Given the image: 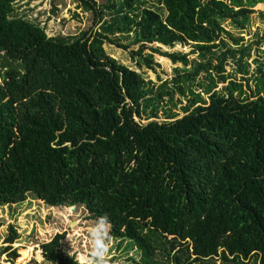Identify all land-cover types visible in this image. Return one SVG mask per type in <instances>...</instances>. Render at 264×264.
<instances>
[{
  "label": "trees",
  "instance_id": "1",
  "mask_svg": "<svg viewBox=\"0 0 264 264\" xmlns=\"http://www.w3.org/2000/svg\"><path fill=\"white\" fill-rule=\"evenodd\" d=\"M16 1L0 0V205L31 196L110 216L111 235L139 247L132 264H264V92L240 88L264 76V50L251 73L248 61L264 30L244 43L223 25L245 29L264 0H79L92 26L54 36L16 15ZM106 40L137 45L138 68ZM188 43L190 52L161 50ZM153 53L179 63L155 88L140 71L158 65ZM162 97L186 99L183 115ZM62 235L40 243L43 257L80 264ZM17 237L9 227L1 250L17 256Z\"/></svg>",
  "mask_w": 264,
  "mask_h": 264
},
{
  "label": "rangeland",
  "instance_id": "2",
  "mask_svg": "<svg viewBox=\"0 0 264 264\" xmlns=\"http://www.w3.org/2000/svg\"><path fill=\"white\" fill-rule=\"evenodd\" d=\"M14 7L16 15L37 22L43 27L47 36L78 34L93 24L92 12L84 10L80 6L79 0H18L14 3ZM253 8L255 12L251 13L250 23L245 29L234 28L228 20L223 22L226 29L236 36H243L242 42L244 43L251 42L255 32L261 33L264 30V20L257 15L258 10H264V2L256 4ZM97 26L98 24L94 25L93 30ZM123 41L125 42V40ZM191 45V43L176 44L172 48L161 46V50L190 52ZM103 46L119 61L138 68L129 52L130 48H137V45L131 44L129 48H123L106 40ZM147 50L144 49V51ZM262 50H264V46L252 47L248 60L250 63L249 73L255 66L252 60ZM195 57H197V52L189 54V58ZM153 59L158 63L157 66L152 69L141 66L140 71L144 79L149 81V85L155 88L162 81L169 80L174 76V68L179 66V63H171L168 58L157 53H153ZM261 59L264 60L263 52ZM231 65L232 63L229 62L226 70L231 71ZM239 76L240 74H237V77ZM263 81L264 76L252 77L249 80L240 81L242 83L240 88L248 98H253L264 92ZM225 85L226 83L218 84L217 89H222ZM199 94L202 101L206 103L207 95L201 94V92ZM174 98L177 97L174 95ZM188 98H190L189 95ZM161 99L159 103L161 107L165 110L169 109L174 118L183 115L180 106L187 103L186 99L180 98V102L176 103L175 107L166 105L165 98ZM162 108L156 112L155 119L157 121L165 119ZM134 118L139 122L148 121L145 115L142 117L135 115ZM96 225L84 205L74 208L68 205L49 207L31 196H27L17 205H0V264H55L43 257L39 245L57 233L63 234L59 241L61 250L67 255H73L82 264H131L128 257L134 254V246L126 241L117 244V240L107 237L105 233L107 227ZM11 226L18 234L15 242L11 244L13 248H16L17 256H11L7 251L1 250L7 244L5 239ZM97 240L100 243H97ZM257 258V256L250 257L248 264H254Z\"/></svg>",
  "mask_w": 264,
  "mask_h": 264
},
{
  "label": "clouds",
  "instance_id": "3",
  "mask_svg": "<svg viewBox=\"0 0 264 264\" xmlns=\"http://www.w3.org/2000/svg\"><path fill=\"white\" fill-rule=\"evenodd\" d=\"M39 201H41V200H39ZM6 205H8V204H6ZM15 205V204H14ZM17 205V204H16ZM68 206H72L73 208L76 206V205H68ZM110 216H106L105 218H103V219H101V220H98V219H95V218H93L94 220H95V223L97 224L96 226H100V225H102V226H104L105 228L107 227V230H105V233H106V235H107V237H109V238H112L113 240H117V244H120L119 243V241H118V239L116 238V237H114V236H112L111 234V228H112V226H113V223H112V221H111V219L109 218ZM92 218V217H91ZM172 235H170L169 237H171ZM124 241H126V242H129V243H131L134 247V254H131L129 257H128V259L130 260V263H131V258H137V256H138V253H139V247H138V245H136L134 242H133V240H129V239H125ZM123 242V241H122ZM97 243H100V241L99 240H97ZM101 254H103V253H101ZM104 255H106V254H104ZM70 256H73V255H70ZM75 258V257H74ZM76 259V258H75ZM79 262V261H78ZM80 263V262H79ZM80 264H82V263H80ZM132 264V263H131Z\"/></svg>",
  "mask_w": 264,
  "mask_h": 264
},
{
  "label": "bare ground",
  "instance_id": "4",
  "mask_svg": "<svg viewBox=\"0 0 264 264\" xmlns=\"http://www.w3.org/2000/svg\"><path fill=\"white\" fill-rule=\"evenodd\" d=\"M72 207V206H71Z\"/></svg>",
  "mask_w": 264,
  "mask_h": 264
}]
</instances>
